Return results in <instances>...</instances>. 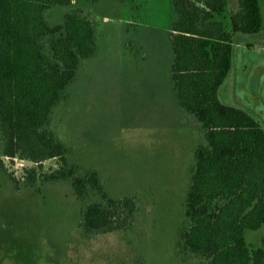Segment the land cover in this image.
Returning <instances> with one entry per match:
<instances>
[{
  "label": "rangeland",
  "instance_id": "rangeland-1",
  "mask_svg": "<svg viewBox=\"0 0 264 264\" xmlns=\"http://www.w3.org/2000/svg\"><path fill=\"white\" fill-rule=\"evenodd\" d=\"M238 5L229 0V11ZM77 7L95 20L98 48L82 62L51 126L70 163L97 169L113 196L137 199L135 224L84 234L72 182L43 179L59 159L38 164L0 152V264H203V256L177 249L203 132L173 88L172 0H74L46 16L57 23ZM50 38L43 45L52 59ZM235 41L221 97L264 127V22ZM246 237L264 246V225Z\"/></svg>",
  "mask_w": 264,
  "mask_h": 264
},
{
  "label": "trees",
  "instance_id": "trees-1",
  "mask_svg": "<svg viewBox=\"0 0 264 264\" xmlns=\"http://www.w3.org/2000/svg\"><path fill=\"white\" fill-rule=\"evenodd\" d=\"M73 1L0 0V152L38 164L59 159L43 179L72 182L84 234L131 229L137 199L113 196L97 169L70 163L51 126L82 62L98 48L96 22L83 8L67 10L60 22L48 20V9ZM228 1L172 0L173 88L203 132L177 249L203 256V264H264V246L252 247L246 237L264 225V127L221 97L235 35L260 32L264 16L260 0H239L231 11ZM49 36L52 59L43 45Z\"/></svg>",
  "mask_w": 264,
  "mask_h": 264
},
{
  "label": "crops",
  "instance_id": "crops-1",
  "mask_svg": "<svg viewBox=\"0 0 264 264\" xmlns=\"http://www.w3.org/2000/svg\"><path fill=\"white\" fill-rule=\"evenodd\" d=\"M170 31V30H169Z\"/></svg>",
  "mask_w": 264,
  "mask_h": 264
}]
</instances>
